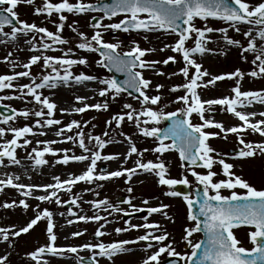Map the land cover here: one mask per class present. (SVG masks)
Segmentation results:
<instances>
[{"label":"snow or ice","instance_id":"obj_1","mask_svg":"<svg viewBox=\"0 0 264 264\" xmlns=\"http://www.w3.org/2000/svg\"><path fill=\"white\" fill-rule=\"evenodd\" d=\"M27 4H32L34 0H24ZM18 5V0H0V35L15 40L18 34L27 35L28 33L42 34L41 47L45 50L51 49L54 44H65L66 40L60 35L66 16L63 13H83L90 10H99L103 12V16L95 19V23L91 24V27L96 29L91 38H87L84 33H78L81 42L76 45L77 48L85 51H99L100 60L97 63L102 67H108L109 69H115L117 72L125 74V79L120 82L112 78L101 79L99 83L104 87L98 90L100 97H107L111 95L112 99H115L122 92L131 89L132 92L138 93V96L133 97L138 101L141 106V110L137 111L131 104L125 103L123 107L130 109V111L124 114H114L110 120L106 123L110 125L115 122L119 127L121 122L127 117L128 121H135L136 127L140 133L145 137H155L159 144L152 149L153 152L163 154L166 151L176 150L179 152L181 161H186L188 170L191 171V176L195 178L198 185L203 186L202 196L193 198L186 193H180L171 190L175 185L188 186L189 181L186 178L174 179L166 178L167 169L163 162L147 161L142 162L140 159L135 161V165L132 168L121 167L118 170L100 174L96 173L97 161H110L117 159L118 154L102 155L101 150L105 146L113 141L105 140L100 136H91L89 134L88 140L94 141V144L90 148L85 144L84 135L82 132H77L78 146L85 154L69 156L65 154L62 157V162L68 164L70 161L83 162L89 161L84 170L79 175L68 174V179L60 180L59 177H54L56 181L54 184L46 185H24L15 183L14 180L18 177L9 176L7 179H0V190L5 186H10L17 189L21 196H32V189H41L46 194L35 196L34 198L39 201H51L53 198L57 205L63 203H69V201H61L57 193L61 190L70 191L71 186L84 181L92 183L94 180H107L111 178H117L122 175H127L130 180L137 170H141L146 173H153L158 177V184L169 187V191L165 195L169 196H183V200L188 207L187 219L194 221V226L184 229L183 241L188 247L191 248L190 254H181L176 252L171 244L163 245L161 242L168 238V233L155 235L154 232L159 230L157 223L148 222V218L153 213H160L163 209H166L168 205L161 204L157 207H148L146 209L148 215L142 217L145 221L143 224H130L126 228H116L115 231L119 234L123 231L131 229H145V233L139 235L135 240H120L111 243H104L97 241L96 243L84 244L81 248L88 249L92 256L85 262L84 258H80L78 264H98L96 257L112 258L113 256L130 251L125 246L128 244L138 243L140 241L146 242L144 250L147 251L153 244L151 241H155L158 246L157 251L148 255L142 260L141 264H159V257L162 253H167L169 257H177L184 264H264V189H257L240 176L235 175L231 170L234 167L232 164L225 162V159L219 158V153L214 157L212 153L216 150L211 148L208 144L210 137L218 136L220 133H235L237 134L238 143L243 147L236 153L237 158H250L257 153L264 154V143L253 144L251 142H245L240 133L250 128L253 132L259 133L264 137V119L258 120L255 123L251 122L250 117L256 115V113H246L237 110L240 107L250 106L253 102L264 104V90L260 91H242L241 80L245 73L240 69H236L232 72L221 73L219 75H212L202 68V65L198 63L193 56L196 54H204L211 51L206 47L208 38L206 33L214 31L227 32L226 28L214 29L205 25L204 27H197L195 25L196 18L200 20H207L208 18L218 19L226 22L236 32H241V25H256L259 26L256 35L264 40V0H260L259 3L252 5L246 0H112L110 4L95 5L87 4L77 0L76 3H70L69 0H59V2H52V0H43L42 6L34 9L35 15L46 13L49 17L53 14L58 16V22H54L56 25V32L47 30L45 27H38L35 23H28L26 21L19 20L18 13L15 8ZM122 16L118 22L102 24L101 21L105 18L112 20L113 17ZM5 26H11L10 32H5ZM71 27V26H69ZM100 29H111L113 31H164L174 33L178 39L171 45L165 44L164 48H170L171 51L180 54L184 61V67L180 69V73L185 77L186 82L182 85L173 86L171 91H177L179 88L185 90V94L177 97V101L182 102L184 107L177 109L173 112H164L154 110L150 105H157L161 99L159 95L149 96L148 89L151 86V81L144 78L142 70L154 67L155 64L161 63L160 61H146L142 59L147 52L155 51V49H141L134 43V46L129 51L121 54L117 51L120 47L119 43H108L102 38V32ZM73 32H76L75 28H72ZM195 38L192 46H186V42ZM243 36L249 37V31H243ZM45 38L50 43L44 42ZM146 38V37H145ZM228 45L241 47L240 41L231 39L225 35L224 37ZM2 42V41H0ZM29 43H31L29 41ZM164 48L160 49L161 51ZM33 50L37 49V46L32 44ZM54 50V49H53ZM71 49H68L64 56L52 57L32 55L27 63L22 66L25 69H30L32 65L37 64L41 59L43 60V67L45 69H51V73L43 74L39 78V82H36V77H32L30 71H21L13 75H0V90L13 88V81L19 77H31L32 82L30 84L19 85V91L21 97L31 96L36 104L42 105L47 109V119L43 121L37 120L36 125L40 127H51L53 125H59L60 120L53 118L55 103L51 102L48 97L39 93V89L48 87L56 88L59 83L67 85L69 80H74L77 83L82 81H93L97 78L91 75L80 73L73 76L69 69L72 65L87 64L85 58L70 59L67 58L68 53H71ZM245 52L255 53V57L252 61L255 65V69L248 72L247 75L251 77H264V46L259 49L256 47L252 39L248 40L246 47H241V58L245 59ZM10 55V54H9ZM7 61V57L4 58ZM169 61H175L174 56H169L162 61L164 64H168ZM12 63V61H8ZM258 62V63H257ZM190 68L194 71L190 75ZM61 70L63 74H61ZM162 74V73H157ZM205 76H211L210 79L204 80ZM236 78L235 86L231 88V92L234 94L231 97L223 96L220 98H213L203 100L201 99L198 88L214 86L217 81L224 79ZM162 85H156L157 91ZM26 90V91H25ZM131 94V93H130ZM8 97H0V99H7ZM78 102H83L85 97H76ZM208 106L205 108V106ZM221 106V111L225 110L234 117L238 118L242 123L237 126H225L221 122H216L211 118H205V111L212 110V106ZM7 107V106H5ZM88 109L107 110L108 103H84L82 107L74 108L76 113H83ZM64 111L63 109L61 110ZM193 113L197 114L202 121L200 124H193L191 117ZM29 111L11 109V115H5L0 117V120L4 124H9L10 121L16 116H23L27 118ZM36 117L44 116L45 113L42 110H36L34 112ZM259 115L264 117V112H260ZM141 117H144L141 120ZM161 120L171 121L170 125L161 129L156 127ZM87 122L85 121V124ZM144 125H153L151 127H141ZM74 127L79 128L80 122L73 120L56 131L57 136H62V133L67 130L71 131ZM213 127L219 129L220 132H206L204 129ZM9 130L13 133V138L0 144V162L3 158H7L9 163H19L15 156V149L20 147L18 139L25 137L26 134H33L32 127L27 125L19 128L10 127ZM44 135L43 132L39 133ZM5 135V129L0 128V138ZM105 136L108 134L105 132ZM64 140H73L72 136L63 137ZM125 139L129 142V148L124 154V159L127 160L132 154L137 153L138 150L131 142V138L125 136ZM170 139L172 143L166 144L165 140ZM30 141L28 139L23 140V144L27 145ZM40 144V141H37ZM42 151L33 149L35 153L34 161L36 165H43L46 160L43 159L44 154H55L54 149L48 147V144L56 143V141H47ZM67 153V150H63ZM31 157L32 154L29 153ZM220 165L221 172L219 173L225 179L214 181V177L218 175L213 171L214 165ZM183 167V164H182ZM202 167L206 169V173L201 174L194 169ZM127 182V181H126ZM51 189L52 191H48ZM227 189L230 195L225 196L221 194V190ZM235 189H241L243 191L237 192ZM132 191L131 188L128 189ZM211 193V194H210ZM129 203L130 201H124ZM70 203L77 205V198L70 200ZM93 207L99 208L101 205H105L107 208H112L113 211L118 209L114 208L108 201L99 200L94 201ZM146 204L147 201H144ZM16 204L13 201L11 204L5 203L2 207H14ZM19 205L25 209L29 205L24 199L19 201ZM194 207L198 211H194ZM133 211H142L139 208L133 206ZM70 215L75 216L72 209H68ZM127 215V213H125ZM165 218H169L167 213H163ZM199 216L203 217V221L198 219ZM47 219V238L48 244L37 248L28 255L37 264H40L39 258L45 253L51 255H63L64 252L76 253L77 247L61 248L55 245L57 239L53 229L55 227L53 222V213L47 209L38 212L34 218H32L25 226L20 227L18 230L11 232L12 236H20L22 233H28L30 229L41 221ZM79 221H99L103 219L99 215L92 217L80 215L76 216ZM73 221L69 220L71 224ZM247 226L253 230H250L247 234L249 242L253 245L251 249H247L241 245L233 229ZM97 228L94 235L100 238L105 235L103 231ZM9 229L0 228V239L7 241L9 239ZM202 232L204 239L202 242L193 243L190 239L193 233ZM73 236L82 235L81 232L72 233ZM0 264H6V257L0 256ZM46 264V262H45Z\"/></svg>","mask_w":264,"mask_h":264},{"label":"rangeland","instance_id":"obj_2","mask_svg":"<svg viewBox=\"0 0 264 264\" xmlns=\"http://www.w3.org/2000/svg\"><path fill=\"white\" fill-rule=\"evenodd\" d=\"M91 1L93 0H80V2L83 3ZM52 2H59V0H52ZM69 2L76 3L77 0H69ZM246 2L255 5L259 3L260 0H246ZM42 4L43 0H34L32 4H27L24 0H18L15 11L18 13L19 20L35 23L38 27H45L47 30L55 33L56 25L54 22H58V16L56 14H53L51 17L46 13L40 15L34 14V9L42 6ZM63 15L66 16V20L60 35L67 43L54 44L52 48L48 50L41 47L42 34H18L15 40L0 35V41H2L0 42V75H13L27 70L31 72L32 77H36V82H39V78L43 74L51 73V69H45L43 67V60L41 59L37 64L32 65L30 69H25L22 65L27 63L32 55L61 57L65 55L68 49H71L72 51L68 53L67 58H85L87 60V64L85 65H72L69 71H71L73 76L84 73L94 76L97 79L93 81H82L80 83L70 79L67 85L59 83L56 88L45 87L38 90L42 97H48L49 100L56 105L53 113V115L56 116L53 118L60 120L61 123L51 127H40L36 125L37 120L43 121L47 119L46 108L36 104L31 96L18 98L22 95L18 86L30 84L32 82L31 77H19L12 82L14 85L13 88L0 90V97H8L7 99H0V105L7 106L9 109H16L17 111L27 110L30 113L27 118L23 116L14 117L9 124H4L2 120H0V128L5 129V135L0 138V144L13 138V133L9 130L10 127L19 128L27 125L33 129V134H26L25 137L18 139V144L21 146L15 149V156L19 163H9L8 159L5 157L2 162H0V167H8V169H12V172L21 174L19 175L20 181L15 179L14 182L24 185L54 184L56 182L53 179L54 177H59L60 180H64L68 178L69 173L78 175L86 170L89 161H70L68 164L59 161L62 160L65 154L69 156L85 154L79 148L77 139V132H82L85 144L90 148L94 144V141L90 142L88 140L89 134L93 137L100 136L105 140L113 141L108 143L105 148L101 150L102 155L118 154L115 160L97 161V174L118 170L121 167L132 168L137 159H140L142 162L152 161L155 163L157 162V158H159V161L163 162L167 169L166 178H186L189 181L188 186L192 190L197 185L195 178L191 176L190 170L182 167L175 151L170 150L163 154L153 152L152 149L159 144V141L155 137L143 136L136 127L135 121H128L127 117H125L119 127L116 126L115 122H112L110 125L106 123L114 114H124L130 111V109H125L123 107L125 103L131 104L137 111L141 110V106L136 99L123 92L115 99H112L111 95L107 97L99 96L98 90L104 87V85L99 83V80L111 77L102 66L97 63V61L100 60L97 51H85L76 47V45L81 42L78 33L82 32L90 39L96 31V29L90 25V20L93 15L80 13H63ZM119 19L108 22L103 21L101 23L108 24L118 22ZM195 25L201 28L207 25L214 29H227L226 33L220 31L206 33L208 38L206 47L211 49V51L193 56V58L202 65L204 70H207V72L212 75H219L221 73H228L240 69L245 73L240 82L242 91L264 90V77L254 78L247 75L248 72L255 69V65L252 63L255 53L245 52V59L241 58V47H246L249 39L253 40L258 49L264 46V40H261L256 35L259 26L243 24L240 26L242 31L236 32L229 27L226 22L218 19L206 21L196 19ZM72 28H75L76 32H73ZM4 31L10 32L11 28H4ZM100 31L102 32V38L105 42L119 43L120 47L117 51L121 54L129 51L130 48L134 46V43L141 49H155V51L147 52L146 55L142 57V59L146 61L161 62L155 64L152 68L142 70L144 78L151 81V86L147 94L149 96L159 95L161 97L157 105L150 106L156 111L162 109L164 112H173L184 107L183 103L177 101L176 98L184 95L185 90L179 88L177 91H171L173 86L182 85L186 82L185 77L180 73V69L184 67V61L180 54L171 51L170 48H164L165 44L171 45L178 39L174 33L144 31L138 34L131 33L128 34V36H123L111 29H100ZM243 31H249V37L243 36ZM111 34H114V36H111ZM225 35L231 39L240 41L241 47L228 45L224 39ZM194 38L195 34H193L192 40L186 42V46H192ZM29 41L31 43H29ZM44 42L51 44V41L46 38ZM33 43L37 46V49H39L38 51L32 49ZM162 48H164L163 51L160 50ZM169 56L175 57V61H172L173 65L171 67H169L168 64L162 63V61ZM5 57L8 58L7 61L4 59ZM8 61H12V63ZM193 71L194 69L190 68V75ZM158 72L162 74H157ZM61 74H63L62 70ZM210 78L211 76H205L203 79L208 80ZM235 83L236 78L231 80L226 78L217 81L214 86L198 88L197 92L203 100L220 98L223 96L231 97L234 95L231 92V88L235 86ZM158 84L162 85L159 91L156 89V85ZM78 96L85 97L86 99L83 102H78L76 99ZM104 102L108 103L107 110L102 109L97 111L95 109H88L83 113H76L73 111L74 108L82 107L84 103L95 104ZM207 107L206 105L205 108ZM62 109L64 110L63 112L61 111ZM36 110H42L45 115L36 117L34 115ZM237 110L256 113L255 116L250 117L253 123L264 119V117L259 115L260 112H264V104L260 103L258 106L254 107H240L237 108ZM204 115L205 118H211L216 122H221L225 128L237 126L242 123L238 118L234 117V115L228 113L226 107L224 111H221V106L219 105L212 106V110L205 111ZM143 119L144 117H141V120ZM73 120L80 122L79 128L74 127L71 131L65 130L62 136L56 135L58 129L63 128ZM85 121L87 122L86 124ZM191 122L193 124L202 123L199 116L195 113H193L191 117ZM164 124L165 120H161L160 123L155 126L162 128ZM151 126L153 125L141 124V127ZM204 130L206 132H220L219 129L213 127L205 128ZM40 132H43L44 135H40ZM105 132L108 134L107 136L104 135ZM240 135L245 142H251L253 144L264 143V137L260 136L259 133L253 132L250 128L240 133ZM67 136H72L73 140H76V143H73L72 140L63 139V137ZM125 136L131 138L132 144H134L138 150L137 153L132 154L127 160L124 159V154L129 148V142L125 139ZM24 139H28L30 143L24 145ZM37 141L41 143L38 144ZM47 141H56V143L47 145L56 150L55 154H44L43 159L46 160V163L43 165H36L33 149L35 148L42 151L43 147L46 146L43 142ZM164 143L170 144L168 142ZM208 144L211 148L216 150L212 153L214 157L219 153V158L225 159V162L234 166L231 171L235 173V175L240 176L257 189H264V154L257 153L250 158H237L234 154L229 153L230 151H238L243 147L238 143L237 134L235 133H220L218 136L210 137ZM63 150H67V153ZM122 152H124V154H122ZM29 153L32 154L31 157ZM17 166H20V168H17ZM194 170L201 174L207 171L204 168ZM212 170L218 173V175L214 177V181L226 178L219 174L221 172L220 165H214ZM9 176L12 175H0V179H7ZM129 188L132 189L131 192L128 191ZM169 190L168 186L158 184V177L154 172L146 173L139 169L130 180L127 175H122L117 178L99 180L94 185H92V183L80 181L72 185L70 191L61 190L57 193L61 201H69V203H63L61 205H57L54 198L51 201H39L32 196H21L17 189L5 186L0 190V228L10 230L9 239L7 240L8 246L5 248L7 254L3 255L6 257V264H37L28 254L48 244V234L46 231L47 219L45 218L38 221L33 229H30L28 233H22L18 237L12 236L11 232L25 226L38 212L44 209L53 213V222L55 225L53 231L57 236L54 242L55 245L61 248L77 247L78 251L76 253L64 252L63 255H42L39 258L40 264H45V262L46 264H78L81 257L88 256L89 254H84L82 252L84 248L80 246L96 243L92 240V237L95 236L94 233L96 229L100 228L101 225H103V227L100 230L103 231L105 235L100 237V241L105 240L109 243L110 241L114 242L132 239L135 233H131V231L136 229L130 228L128 231H123L119 234L114 231L116 228H126L130 224L145 223L144 220L142 223H137V219L133 222H127L126 224L121 223L122 220L119 219V215L123 212L133 210V206L144 210L148 207H157L161 204L168 205L162 212L150 215L148 222L157 223L160 226L159 231L161 234L163 232H168V236H170V230L175 228L177 237H183L181 234L184 229L190 228L192 225L186 220L187 210L184 200L178 196L165 195ZM235 191L241 192L243 190L235 189ZM45 194L46 193L42 190L40 195ZM221 194L228 196L230 192L227 189H223L221 190ZM122 197H125V199L130 202L118 203V200ZM73 198H77V205L70 203V200ZM21 199H24L29 205L27 209L19 205ZM105 199L118 210L113 211L112 208H107L105 205H101L99 208L93 207L92 202ZM13 201L16 202L14 207H2L5 203L11 204ZM144 201H147V203L145 204ZM183 207H185V209ZM69 208L76 214L75 216L68 213ZM163 213H167L169 218H165ZM80 215L88 217L99 215L103 219L99 221H79L76 219V216ZM171 215L173 216L170 217ZM69 220L73 222L69 224ZM10 221L17 222L18 226L13 228V226L10 225ZM179 222L183 225V229L180 227ZM249 231V229H237L234 231L236 238L241 241L242 246H248L244 239L247 237ZM74 232H81L82 235L73 236L72 233ZM113 232L114 235H112ZM134 239L136 238L134 237L133 240ZM3 241V239H0V245ZM125 247L129 248L130 246L128 245ZM89 255L90 257L92 256L91 253ZM142 256L143 255L135 254V252L130 251L121 253L110 259L107 257L98 258L97 261L98 264H141Z\"/></svg>","mask_w":264,"mask_h":264},{"label":"flooded vegetation","instance_id":"obj_3","mask_svg":"<svg viewBox=\"0 0 264 264\" xmlns=\"http://www.w3.org/2000/svg\"><path fill=\"white\" fill-rule=\"evenodd\" d=\"M101 1H103V0H96V2H98V3L101 2ZM124 201H126L125 197H123L122 200H118V203H125ZM139 209H141L142 211L146 210V209L143 210L142 208H139ZM142 211H135V212H142ZM125 213H127V214L134 213V211L133 210L126 211V212H123L121 215H119V219L122 220L121 223H124V224H126L127 222H133L135 219H137L136 220L137 223H142V221H143L142 217L148 215V213L146 211L145 214L135 215V216H133L131 218H127L126 219L124 217ZM172 216L173 215H171L170 217H172ZM192 226H194V224H192ZM180 227L183 229V225L181 223H180ZM145 231H146L145 229L139 228V229L131 231V233H135L134 237L137 238L139 235L144 234ZM114 232H116V231H114ZM114 232H113L112 235H114ZM175 232H176V229L172 228L170 230V234L171 235L168 236V238L165 241L161 242V244H163V245L171 244V246L175 249L176 252H179L181 254H185V253L190 254L191 253V248L186 245V243L183 241L182 237H177V234ZM154 234L155 235H159L161 233L158 230V231H155ZM183 235H184V231L181 234V236H183ZM133 238L129 239V240H133ZM92 239H95L94 240L95 242H97L98 240L100 241V238H97L96 236H93ZM190 239L193 241V243H198V242L201 241V234L199 232L193 233V235H192V237ZM101 241H103L104 243L107 244V242L105 240H101ZM244 241H245V243L248 244V246H243V247H245L247 249H251L253 247V245L249 242L248 237H245ZM111 242H113V241H110L109 243H111ZM151 243L153 244V246L151 248H148L147 251L144 250V246L146 244V242H144V241H140V242L134 243V244H128L130 246L128 249L131 252H135V254L143 255L141 257V261H142L148 255H151L153 252L157 251L158 246L156 245L155 241H151ZM128 245H126V246H128ZM83 250L84 251H82V252L84 254H87V253L90 254L91 253L88 249H83ZM130 251H127V252H130ZM89 254H88V256H85V257H90ZM120 254H117V255H120ZM98 258H103V257H99V256L96 257V259H98ZM158 259H159V264H162V262H164L166 260H173L170 264H184V262L180 261L177 257H169L167 255V253H162L161 256ZM151 264H154V262H151Z\"/></svg>","mask_w":264,"mask_h":264},{"label":"water","instance_id":"obj_4","mask_svg":"<svg viewBox=\"0 0 264 264\" xmlns=\"http://www.w3.org/2000/svg\"><path fill=\"white\" fill-rule=\"evenodd\" d=\"M98 11H99V10H90V11H87V12H92V13H94V12H98ZM96 19H98V18H96ZM208 19H213V18H208ZM92 23H95V19H93V20L91 21V24H92ZM5 27H11V26H5ZM98 53H99V51H98ZM99 55H100V54H99ZM168 66H172V62L169 63ZM103 68L106 69V70L112 75V79H115V80L120 81V82H122V81L125 79V74H124V73H122V72H117V71H115V69H109L108 67H103ZM124 92L128 93L129 95H131V96H133V97L138 96V93L132 92L131 89H129V90H127V91H124ZM130 93H131V94H130ZM0 115H1V116L11 115V110H10V109H7L6 107H3V106L0 105ZM170 123H171V121L166 120V126H165L163 129L167 128V127L170 125ZM168 140H170V139H168ZM170 141H171V140H170ZM171 142H172V141H171ZM177 152H178V151H177ZM235 153H236V152H235ZM178 154H179V152H178ZM180 160H181V159H180ZM181 162H182V161H181ZM182 164H183L184 166H187V167H188L186 161H183ZM198 168H200V167H198ZM173 190H174V191H177V192H180V193H186V194H188L187 186H184V185H180V184L175 185L174 188H173ZM202 190H203V188H202L201 186H198V187L195 189V191H194L195 198H197V197H201V196H202ZM193 210H194V211H198L195 207H194ZM198 219H199L200 221H203V217H202V216H199ZM201 233H202V232H201ZM202 235H203V233H202ZM203 239H204V235H203Z\"/></svg>","mask_w":264,"mask_h":264},{"label":"bare ground","instance_id":"obj_5","mask_svg":"<svg viewBox=\"0 0 264 264\" xmlns=\"http://www.w3.org/2000/svg\"><path fill=\"white\" fill-rule=\"evenodd\" d=\"M82 85V84H81ZM260 103H256V102H253L250 106L251 107H254V106H258ZM250 106H247V107H250ZM245 112V111H244ZM246 113H249V112H246ZM56 115H53V117H55ZM122 154H124V152H122ZM17 168H20V166H17ZM8 167H0V175H5V174H11L12 175V177L14 176V177H18V179L17 180H19L20 181V176L19 175H21V174H16V172H12L11 170L12 169H8ZM79 174H81V173H79ZM78 174V175H79ZM18 175V176H17ZM65 179H68V178H65ZM64 179V180H65ZM97 181H99V180H94L93 182H92V185H94ZM51 184H53V183H51ZM41 189L40 190H36V189H33L32 190V197L34 198L35 196H39L40 194H41ZM49 192L51 191V189H49L48 190ZM20 221H22V220H20ZM10 225H12L13 226V228H16L17 226H18V223L17 222H15V221H10ZM8 246V241H3L2 242V244L0 245V256H3V255H6L7 254V251L5 250V248Z\"/></svg>","mask_w":264,"mask_h":264}]
</instances>
